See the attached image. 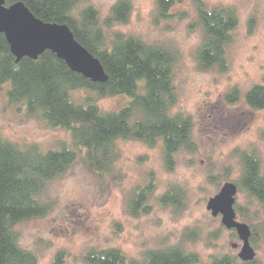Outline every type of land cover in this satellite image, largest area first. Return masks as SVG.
<instances>
[{
    "label": "trees",
    "instance_id": "16d2710c",
    "mask_svg": "<svg viewBox=\"0 0 264 264\" xmlns=\"http://www.w3.org/2000/svg\"><path fill=\"white\" fill-rule=\"evenodd\" d=\"M81 0H5L10 7L23 3L35 17L46 23L67 25L79 41L102 64L108 77L95 83L73 72L51 51L37 60L23 58L17 63L4 34H0V94L5 90L8 101L24 109L29 117L48 129H62L71 144L61 142L57 148L43 149L37 144H19L0 137V264H39L36 253L20 244L18 226L41 219L53 211L54 202L45 198L50 183L64 176L79 160L101 182H119L122 173L117 163L122 153L119 141H137L148 147L163 146V159L172 170L181 151L196 150L192 117L173 113L178 102L175 68L178 55L161 44H149L134 35L113 30L128 22L132 5L118 0L102 20L93 6L80 7ZM156 20L172 16L184 0H155ZM196 25L202 41L196 51L197 68L202 73L228 72V53L239 24L232 6L209 7L204 0H193ZM9 85V86H8ZM8 87L5 89V87ZM87 93L79 98L77 93ZM128 97L117 110L103 111L98 101ZM231 104L245 100L255 110L264 109V85L256 84L245 94L234 87L226 94ZM241 162L239 178L233 182L238 193L249 199L247 209L235 205L237 213L247 218L248 208L264 210V174L260 157L252 151H237ZM151 181L134 188L128 195L126 210L133 218L149 215L155 192ZM185 192L170 186L158 197L163 207L179 213L185 207ZM256 217L259 218L258 212ZM259 216V217H258ZM252 230L251 243L257 246L264 234V219ZM197 235L185 234L180 244L148 250L141 258H130L119 249H89L86 264H199V256L187 250L185 243ZM217 236V234H216ZM217 238V237H216ZM64 252L54 264H64ZM211 264H258L243 262L235 254L214 257Z\"/></svg>",
    "mask_w": 264,
    "mask_h": 264
},
{
    "label": "rangeland",
    "instance_id": "374dc122",
    "mask_svg": "<svg viewBox=\"0 0 264 264\" xmlns=\"http://www.w3.org/2000/svg\"><path fill=\"white\" fill-rule=\"evenodd\" d=\"M117 1L81 0L79 8L95 7L103 20ZM128 1L132 5L128 22L113 30L176 51L178 102L173 113L192 117L196 150L178 153L173 169L168 170L162 143L151 148L141 142L121 140L118 144L122 156L117 169L122 179L116 183L101 182L79 160L47 187L45 198L54 202L53 211L18 226L21 246L36 253L39 264H54L61 251L64 264H86L84 256L91 248L119 249L138 259L148 250L180 244L193 230L197 235L185 243V248L199 256V264H211L214 257L238 255L241 250L236 232L226 229L221 217L213 216L207 205L226 183L239 178L241 162L237 151L255 152L264 174V109H252L244 99L231 104L225 98L234 87L245 94L256 84L264 85V0H204L209 7L232 6L238 12L239 24L233 33L226 73H202L197 68L196 51L202 31L196 25L193 0H184L163 21L156 20L155 0ZM86 94L76 93L75 97ZM128 101V97L105 98L98 105L103 111H111ZM0 137L24 145L37 144L45 150L57 148L61 142L71 144L68 132L48 129L29 117L22 107L8 101L5 90L0 94ZM150 181L156 187L150 201L153 210L133 218L126 210V199L134 188ZM173 185L185 192L186 204L179 213L158 203V197ZM248 200L238 193L236 204L245 211ZM245 213L247 218L238 213L237 217L249 226L264 219V210L258 206ZM233 244H238V249ZM254 249L258 264H264V234Z\"/></svg>",
    "mask_w": 264,
    "mask_h": 264
},
{
    "label": "water",
    "instance_id": "95a60500",
    "mask_svg": "<svg viewBox=\"0 0 264 264\" xmlns=\"http://www.w3.org/2000/svg\"><path fill=\"white\" fill-rule=\"evenodd\" d=\"M0 34H4L11 52L19 63L23 58L37 60L46 51H51L63 60L75 73L95 83H105L108 77L101 62L77 39L67 25L46 23L23 4L10 7L0 0ZM238 186L226 183L220 192L211 198L207 210L215 217H221L222 225L235 231L242 242L237 255L243 262L256 259V251L251 243V227L240 222L235 209ZM238 249V244H233Z\"/></svg>",
    "mask_w": 264,
    "mask_h": 264
}]
</instances>
